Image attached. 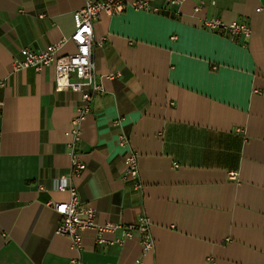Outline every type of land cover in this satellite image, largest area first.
Returning a JSON list of instances; mask_svg holds the SVG:
<instances>
[{
	"label": "crops",
	"instance_id": "0c3cea01",
	"mask_svg": "<svg viewBox=\"0 0 264 264\" xmlns=\"http://www.w3.org/2000/svg\"><path fill=\"white\" fill-rule=\"evenodd\" d=\"M148 1L156 12L93 23L102 93L78 121L79 95L55 91L53 66L14 72L13 62L69 38L85 0H0V264L76 257L55 234L50 204L69 199L60 178L96 223L149 224L145 255L136 238L101 249L85 232L84 264H264V0ZM211 18L251 34L208 31ZM73 52L67 43L58 55ZM129 152L137 178L125 180ZM73 156L86 167L78 176Z\"/></svg>",
	"mask_w": 264,
	"mask_h": 264
},
{
	"label": "built area",
	"instance_id": "2783aa9c",
	"mask_svg": "<svg viewBox=\"0 0 264 264\" xmlns=\"http://www.w3.org/2000/svg\"><path fill=\"white\" fill-rule=\"evenodd\" d=\"M167 5L180 6L185 0H163ZM202 4V3H201ZM126 9L134 11H154L148 0H85L83 6L73 13L74 30L67 39L60 40L57 44L46 47L43 51L33 53L26 48L20 49L22 60L13 62V71L31 68L36 73L44 68L53 66L55 72L54 89L56 92H73L79 95L81 108L77 110L79 120L89 113V105L95 96L102 93L100 85L95 80V66L93 61V49L95 46L93 37V23L101 15L114 16L123 13ZM200 8L194 9L198 13ZM203 27L211 32H217L234 40L236 37L248 38L251 34L250 26L245 22H235L223 25L219 19L211 18L203 20ZM67 43L74 46V52L66 55H58ZM100 45V44H98ZM115 77V76H114ZM112 79L113 75H107ZM118 144L125 148L127 138L120 136ZM124 179L137 178V160L135 154L129 152L124 157ZM86 167L76 156L71 159V174L80 175ZM235 179L236 174H229ZM58 191H66L69 199L66 202L50 204L52 211L60 220L55 229V234L69 240L71 248L77 253L71 260V264H84L79 251L82 247L83 234L93 232L94 244L103 249L107 246L122 245L125 240L136 238L142 249V254H148L153 250L154 243L149 235V224L145 217H140L133 224L125 226L105 223L98 224L95 221V212L92 208L79 202L76 190L69 186L62 178L57 180ZM119 233V238L107 240L106 234Z\"/></svg>",
	"mask_w": 264,
	"mask_h": 264
}]
</instances>
